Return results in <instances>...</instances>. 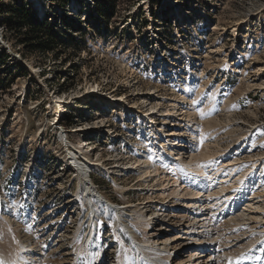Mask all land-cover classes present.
Here are the masks:
<instances>
[{"label":"rangeland","instance_id":"374dc122","mask_svg":"<svg viewBox=\"0 0 264 264\" xmlns=\"http://www.w3.org/2000/svg\"><path fill=\"white\" fill-rule=\"evenodd\" d=\"M75 1L73 11H77L79 3H84ZM87 1L88 10L90 5L93 8L91 12H84V15L92 13L85 21L66 20L56 24L57 20L51 18L52 23L47 28L60 42L55 52L32 48L16 32L0 29V205L3 212L9 215L6 220L10 225L18 227L16 243L25 246L21 241L24 238L22 235L26 236L25 241H29L31 235L35 237L47 231L55 233L53 223L60 224L66 216L59 213L50 220L45 219L44 209L53 203H61L55 201L54 195L57 194L58 198L65 195L57 191V187H68L73 173L64 174L66 171L61 169L66 167L61 158L67 153L61 140L64 137L63 133L60 134L61 129H56V124L53 131H42L52 122V113L56 111L52 105L56 98L62 97L67 101L61 103L60 112L68 108L70 113L76 105L89 107L96 95L105 101L104 109L114 106L97 92L90 91L94 88H98L99 93H108L110 97L124 96L128 103H116L110 112L106 111V116H97L98 119L94 117L97 114L94 109L87 111V121L93 124L94 118L96 121L105 118V130H109L108 121L113 126L123 122L134 125L140 121L144 127L140 128L142 132L137 134V140H144L145 129L150 130L151 126L141 116V110H147L143 106L146 103H161L158 105L160 111L153 114L158 124L154 129L158 131V136L150 139L152 149L145 148L139 154L131 153V157L145 158L154 149L163 154L160 140L169 145L177 138L182 140L183 145L168 148L174 160L161 161L158 166L160 174L174 167L179 168L177 158L183 160L182 157H185L180 163V167H184L190 161L191 152L197 155L207 149L216 152L213 160L224 169L228 159L236 158L242 161L236 168L247 171L257 169L246 176L259 175V178L256 177L258 182L261 180L259 195L254 193L253 198H262L260 202L264 205V0ZM25 5V0H0L4 11H9L11 7L22 10ZM42 6L45 7L43 2ZM94 7H100L104 12L97 8L98 11H95ZM187 91L185 99L175 101L177 96ZM175 102L179 111L172 115L176 118L167 112L175 109ZM125 111L130 114L127 118L134 119L124 120ZM83 121L84 118L74 116L62 120V123L68 129ZM165 129L169 136L164 134ZM95 130L82 131V134L97 145L96 151L102 153L103 159L111 157L114 150H123L122 143L115 145L113 141L107 142L109 135L103 137L99 134L97 137L99 132ZM90 131L93 135L89 137ZM66 133L74 144L83 139L79 133ZM184 134L187 136L184 137ZM87 139L85 143H88ZM89 147L92 150L95 148L92 145ZM175 148L183 150L184 156ZM20 149L23 150L21 153ZM129 154L127 152L126 156ZM198 160L203 165L209 163L202 162L201 157ZM164 164L168 167L162 170ZM135 172L138 175V171L127 174L123 182L115 179L116 187L119 186L117 183H124L126 188L125 184H131L135 178ZM97 173L94 172L96 182L102 184V190H108L109 183ZM34 175L37 176L35 187H40L37 194L29 178ZM60 177H65V180ZM156 179L149 184H138L146 187V191L139 192L140 198L147 197V202L148 196L153 200L159 198L156 190L160 184L155 183ZM28 183L30 187H26ZM167 185L168 188L172 186ZM224 192H227L226 195L235 192V184L229 182ZM3 201L8 205L7 209ZM153 206L155 204L150 203L148 207ZM235 225L234 222H223L218 229L223 232L224 228L231 229ZM244 227L248 228L242 231ZM64 228L69 229L62 223L61 229ZM249 230L255 233L254 238L259 237L255 230L261 237L264 236V225L257 226L254 222L240 226L233 235L240 236L241 231L250 233ZM63 234L69 236L68 232ZM252 242L255 243V240ZM66 246L64 242H59L46 257L48 264L73 263L72 251ZM121 249L118 252L123 251ZM224 249L231 251L232 247L226 249L225 246ZM232 251L234 255L238 253L237 250Z\"/></svg>","mask_w":264,"mask_h":264},{"label":"bare ground","instance_id":"6f19581e","mask_svg":"<svg viewBox=\"0 0 264 264\" xmlns=\"http://www.w3.org/2000/svg\"><path fill=\"white\" fill-rule=\"evenodd\" d=\"M30 1H31V4H33L34 6L35 4L37 5L35 7H38L41 9V15H42L44 13L43 10H45L46 8L42 6V2L46 6L45 0L44 1L30 0ZM70 2L71 4L69 7L71 8L74 6L76 1L70 0ZM74 11H76V9H74ZM58 14L61 16L60 21H62V18L65 15H61L60 11H58L55 14V16ZM90 91L97 92L100 96L104 97L107 100V102L114 104V106L116 103H119V102H124L125 104L128 103L127 99L124 96L120 98L112 97V96L110 97L108 93L107 94L99 93L98 88H94L92 90L90 89ZM187 95H188V91L186 93H181L179 97L178 96L176 97L175 101L180 102L181 99H185ZM53 101H52L53 102L52 107L56 109V111H53V113L58 112V114H61L62 113V111L60 112L61 106H62L61 103L62 102L66 103L67 101L63 99L62 97L56 98ZM176 102L174 103L175 109L167 111L168 115L178 113L179 110H177ZM146 104L147 105H144L143 107H146L147 110L142 109L141 116H144V118H146V120L150 122L151 126H150V130L145 129L144 137L147 136V138L149 139H156L158 136L156 135L158 131H155L154 129L157 128L158 124H156V120L153 119V116H154L153 114H155L158 110L160 111L161 107L158 105H160L161 103L159 102L155 104L153 103H146ZM123 115L126 116V118L130 116V114L127 113V111H125ZM166 120L167 119H165V122ZM53 121H55V119H53ZM83 122L78 123L79 125L78 124L74 125L75 127L73 130L74 133L75 132L82 133V131L86 132L90 129H93V128L95 129L96 127L98 128V127L104 126L105 118L99 121L94 120L93 124L87 120ZM99 122H101L102 124H99ZM165 122L163 124H167ZM86 124L87 126H85ZM162 130H163L162 128L159 129L160 132H162ZM70 131L72 130H69V132ZM166 131L167 129L163 131L164 134L166 136H169V133ZM62 133L64 134V137L61 135L62 136L61 140H62L63 146L66 148V152L69 157L68 159L65 157L61 158V161L65 162L66 164V167H63V168L67 169L69 166L74 167L75 169L85 167V171L87 173V171L89 170V167H87L88 165L91 166V164H94V163L103 165L105 164L104 163L105 161L110 162L114 160L112 157L113 155L107 159H103L102 153H100L98 150L96 151L97 146L96 147L94 146L95 148H93L94 150H92L89 147V145H92L90 143L91 141L88 140L84 134L82 135L83 139H81L82 143L78 141L74 144V142H72L67 137L66 135L67 133L63 128H61L60 130V134ZM186 136L187 134L186 135L184 134V137ZM85 138L88 140L89 144L85 143L86 141ZM169 138H172V137H169ZM164 141L165 140L161 139L159 143L161 144L160 148L163 154H160L158 149H154L151 151L152 155L149 153L148 156H146L145 158H142V157L139 158V156L136 158H133L130 156L132 152L130 150H126V153H123V152L118 153L119 159L123 160L127 166L129 165V167H126V168H131L132 172L138 171V175H137L138 177H136L137 178L136 181L138 182L149 184L150 182H152L154 178L157 177L155 183L160 184L159 188L156 190L157 192H159L158 194L159 198H162V199L164 198L165 200H167L168 198H174V197L197 198V197L206 196L205 198L208 199L209 209H212V210H223L224 209L228 213L232 214V215H229L226 220L229 223L234 222L236 223V225L231 227V229L228 227L227 228L223 227L225 230L224 231L222 230L223 232H219V235H220L219 239L221 240V243L225 244L226 249H230L231 247H236L238 248L240 253L236 256H233L230 250L225 251L224 249L225 246L223 248L220 247L221 251L219 253V259H218L220 264H264V252H262V250L254 249V246L259 242L258 241L259 237L256 239L254 238V236L252 237V235H250L251 232L250 233L248 231L242 232L243 230L246 229V227L241 229L242 231L240 233V236L233 235L236 229H238L240 226H244L245 224H249L250 222L256 223L257 226L264 225V205H262L260 202L262 201V198H253L254 193L259 195L260 186L258 184L261 180L259 182L257 181V178H259V175L251 176L250 178L249 176H246V175H249L252 171L254 173V171H256L257 169L254 168V170L252 171H247L246 169L236 168L237 164L239 165L242 162L236 158L228 159V163L224 165L226 169H224L222 166H219L220 164H216L217 162L213 160V157L215 156L216 152L212 150L209 151L207 149L206 151L200 152L199 155H197L196 153L194 154V152H191L189 154L190 161L189 162L187 161L188 163L184 167H180V166L179 168L174 167V168H171L170 171L166 170L167 172H163L160 174V172L158 171V166L161 163V161L164 162V160H166L167 162L169 161L171 162L172 159L174 160V158H172L173 154L168 153V148L172 149L174 146L183 145L182 140L181 141L177 140V138L173 139V142L169 145L168 143H164ZM80 143L82 145H80ZM137 144L138 145L136 147L137 148L136 154H139V151H142L139 148L145 145H143L141 140H138ZM84 145H87V146H84ZM175 150L180 151L181 153L184 152L183 150H180L178 148H175ZM127 152L130 153L128 156H126ZM154 157H157V158L153 160L152 158ZM200 157H201L202 162L208 161L209 163L208 164L205 163L203 165L198 160ZM177 159H180V158H177ZM78 177L80 179V183L82 184V186L88 183L86 181L87 175L85 174L84 176L81 170L78 173ZM229 182H232V184H235V192H231L230 194L226 195L227 192L225 193L224 191H225V188L228 186ZM117 184L119 185L118 188H123V184L121 183H117ZM167 184H170V186L171 185L172 186L168 188ZM85 186H86V198H87L86 203L91 204V194H92L91 192H94V190L90 188L91 187L90 185H85ZM247 189L249 190V192H246ZM262 191L264 192V189ZM250 195L251 197L249 198ZM77 197H80L79 193L77 194ZM221 199L223 201H221ZM158 200L159 199L153 200V198L151 199V197L148 196V202L150 201L154 202ZM164 202L165 201H163V203ZM209 203H211V205ZM10 207H13V206L10 205ZM112 208L114 207L112 206ZM116 208L118 212H120V206H116ZM173 215L176 216L178 214L174 213ZM8 216L9 215L5 211L3 212L2 206L0 205V260H3L5 264H22V262L24 261L25 255L30 254V250L34 249L36 246L32 248L26 243H24L22 240L21 241L23 242V245L25 246L21 247L20 242L16 243L18 227L14 228L12 225H10V223L6 220ZM140 216L141 215H138L137 224L139 225V227L143 229V232H144L143 239H139L135 237L137 236L136 231L134 232L130 231V234L132 235V238H133V242H135L136 244V250H138L137 256L134 250H131V248H129V246L125 244L124 242H122L121 238L117 236L115 241H118L121 244V248H122L121 250L123 251L118 253L116 262H114V264H161L160 262L161 257L159 255H156V252L154 250V245L150 239L149 231L144 230L145 222L144 220L141 219ZM10 222L14 224L12 220H10ZM193 224L194 223H191L189 227L188 226H185V227L190 228ZM217 225H219V222L217 223ZM96 226H97V223L95 221L90 222V230L88 231L87 236H86L87 239L83 244H81L79 248L76 249V252H75L77 256H82L84 254H87V264H95V260L98 258V256L100 254H103V249L101 247L97 248L95 246L97 249V253H95L96 249L91 250V241H94L95 239L94 236H96ZM79 230L80 228L75 230V233L77 234ZM232 237H235V238H232ZM167 238L168 237L165 238L161 236V238H159V240H155V242L157 241L158 245L163 246L168 240H170L169 238L168 239ZM253 240H255V243L252 242ZM237 242H240V244H237ZM176 244H178L176 246L181 249V247L184 246L186 243L179 240L176 242ZM245 244L249 246H245ZM195 254L196 253H193L192 255H190V258L195 256ZM257 257H260L261 259H257ZM79 260L80 259L76 260L75 264H80ZM194 261H197L194 264H206L202 256H198ZM179 262H182V260H179ZM208 264H211V263H208Z\"/></svg>","mask_w":264,"mask_h":264},{"label":"built area","instance_id":"2783aa9c","mask_svg":"<svg viewBox=\"0 0 264 264\" xmlns=\"http://www.w3.org/2000/svg\"><path fill=\"white\" fill-rule=\"evenodd\" d=\"M44 1V0H42ZM79 7L77 11H73L70 8V0H45L46 8L44 13L41 15V9L35 4H31L30 0H25V9L32 16L34 23H45L47 25L51 24L52 19L57 20L56 24L60 21V15L55 14L60 11L61 15H68L63 22L66 20L80 21L84 20V16H81V11L85 12L88 10L85 4L87 0H79ZM94 3L93 0H91ZM83 7V9L81 8ZM90 10L93 8L90 5ZM97 7H94L95 11ZM61 9V10H60ZM88 10V11H90ZM98 11V10H97ZM91 12V11H90ZM87 13L89 17L91 14ZM0 29L7 28L4 22L8 21L11 14L8 11L0 12ZM6 14V15H5ZM70 17V18H69ZM85 21V20H84ZM11 32L13 30L9 29ZM121 124V125H120ZM109 130H105L102 126L103 131L97 133L103 137L109 135V140L107 142L113 141L115 145L119 143H128L129 146L132 144L133 136L132 133L123 134L122 128L125 126L123 123L119 124H109ZM111 128V129H110ZM97 129V128H95ZM97 132V130H95ZM93 146H97L93 144ZM102 146V145H101ZM123 149V148H122ZM126 151V150H124ZM119 150H114L112 152V157L114 160L110 162H104L105 164L94 163V168L90 170V176L94 178V172L97 171L96 175H103L102 178L109 183L108 190H102V184L97 182L95 184V193L91 194L92 205L86 202V190L79 193L80 197H77L78 193H71V196L67 197L65 204H67V209L65 211L64 219H61V223H65L66 227L72 232L74 229L80 228L81 230L87 229L85 235H87L90 230V222L95 221L96 226V236H94L93 248L103 249V254H100L99 264H114L118 255V251L121 249V245L118 241H115L117 236L121 238L122 242L127 243L131 247H134L133 238L130 231L139 232L141 230L137 224L138 215H141V219L144 220V230L149 231L150 239L154 245L155 251H160L169 258V264H194V261L198 256H202L205 263L219 264L218 259L215 257V253L219 249V243L217 242L218 233L216 227L213 225L212 219L216 217V214L208 213V204L205 198H168L163 202H147V199L138 198L135 194H131V191H138L146 187L140 184L141 182L136 181L137 173L135 172V178L131 181V184L126 185V188H117L115 184V179H121L123 182L124 176L133 173L131 168L125 164V162L119 159ZM107 167V168H106ZM124 184V183H123ZM67 187V186H66ZM70 187V185L68 186ZM78 189V188H77ZM70 194V192L68 193ZM82 194V195H81ZM82 198V199H81ZM81 201L85 202L84 208L79 206ZM100 199H102L100 201ZM94 202V203H93ZM155 204L152 208L148 206ZM111 205V206H110ZM112 206L114 208H112ZM116 206H120V212H118ZM103 207V208H102ZM91 212V213H90ZM178 214L174 216L173 214ZM67 218V219H66ZM190 228L185 226H190ZM166 229V230H165ZM140 235L139 233L136 238ZM161 236H168V240L163 246L158 245L157 241ZM179 237V238H178ZM59 238L56 237V240ZM174 239V240H172ZM183 241L186 243L184 246L178 248L176 245L177 241ZM96 246V247H95ZM97 250V249H96ZM97 252V251H96ZM196 253L195 256L190 258V255ZM191 259V260H189ZM179 260H184V262H179Z\"/></svg>","mask_w":264,"mask_h":264},{"label":"trees","instance_id":"16d2710c","mask_svg":"<svg viewBox=\"0 0 264 264\" xmlns=\"http://www.w3.org/2000/svg\"><path fill=\"white\" fill-rule=\"evenodd\" d=\"M0 9L2 11L4 10L1 6ZM98 9L101 13L104 12L102 8L98 7ZM8 12L11 14V17L8 21L4 22V24L7 25L9 29L13 30V32H16L17 35L25 39V44L42 52H55L58 50L60 42L52 35V30L47 28V24L34 23L32 16L25 8L16 10V8L11 7ZM66 17V15L63 16L62 22Z\"/></svg>","mask_w":264,"mask_h":264},{"label":"snow or ice","instance_id":"6c2138e0","mask_svg":"<svg viewBox=\"0 0 264 264\" xmlns=\"http://www.w3.org/2000/svg\"><path fill=\"white\" fill-rule=\"evenodd\" d=\"M193 103L195 104V103H197L196 101H193ZM202 115H203V113H201ZM241 258H243V257H241ZM257 259H261L260 257H257ZM0 264H5V262L3 261V260H0Z\"/></svg>","mask_w":264,"mask_h":264}]
</instances>
